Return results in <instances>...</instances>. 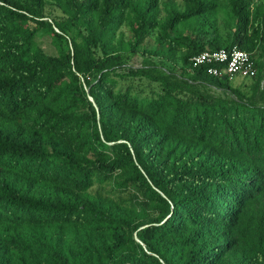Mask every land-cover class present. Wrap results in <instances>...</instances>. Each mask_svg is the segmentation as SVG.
<instances>
[{"label": "trees", "instance_id": "trees-1", "mask_svg": "<svg viewBox=\"0 0 264 264\" xmlns=\"http://www.w3.org/2000/svg\"><path fill=\"white\" fill-rule=\"evenodd\" d=\"M29 1L0 0V264H264L263 65L250 95L189 66L234 45L264 60V0H229L225 46L216 0H163L162 18L160 0H52L59 19ZM123 24L133 39L114 47ZM180 25L195 33L181 78L124 62L154 28L170 60ZM106 182L137 195L119 208L88 192Z\"/></svg>", "mask_w": 264, "mask_h": 264}, {"label": "rangeland", "instance_id": "rangeland-1", "mask_svg": "<svg viewBox=\"0 0 264 264\" xmlns=\"http://www.w3.org/2000/svg\"><path fill=\"white\" fill-rule=\"evenodd\" d=\"M19 3L29 6L31 8H36L35 4L29 0H16ZM44 9H43V15L49 16L53 19H59L62 16L61 11L57 8V6L53 3L52 0H44ZM162 1L160 0V15L159 17L162 18L165 15V10L163 9ZM175 2L178 8H183V2L182 0H172ZM252 4L259 3L261 0H250ZM218 7L212 12L210 16V20L213 21V26L210 27L211 30L216 31V35L218 37L219 42L221 45H226L228 40V34L232 30V22L230 13H229V0H216ZM71 36L75 35V32L70 33ZM168 36L170 38H179L184 44V46H179L177 44H172L174 51V55L171 56L170 60L164 59L159 54H156V51L163 46H165L166 42L160 35V30L158 28H154L144 37L143 42L137 46V49L132 52L126 47V49L123 51V60L127 65L131 66H140V65H149V64H155L157 66V69L159 71H164V69H171L173 73L176 74L178 78H181V74H186L184 72L182 63H181V54L186 52L187 48L186 46L189 45V39L188 37L194 38L195 33H193V27L192 25H185V26H179L178 30H169ZM187 36V37H185ZM132 33L129 30V27L126 24H123L120 26V28L117 30L115 40L113 42V46H117L118 40L123 41V45L128 46V42L131 41ZM161 40V41H160ZM38 42L40 46L48 53L55 54L56 48L55 46L49 42L48 36L42 34L38 35ZM63 47L66 50L67 48V41L63 40ZM95 52L99 53V45L95 47ZM254 60L257 63V66L263 65V75L260 81L261 86L264 83V60H263V54L260 50H256L252 54ZM258 75V74H257ZM256 80V77L253 78H243L240 79L238 77H234L232 80H228L229 83L233 86L239 87L245 94L250 95L251 89L254 84V81ZM138 86H142L145 88L146 91H149L150 89H157L156 84L148 82L144 79H138L136 80ZM195 89L202 95L206 96H212L216 98H224L227 99V96L220 90L215 87H212L207 84H196ZM258 101L259 103H264V98L259 97L258 94ZM90 194L93 195H99L101 199L104 202H112L119 206V208H124L129 206L130 200L135 198L137 193L134 189H128L123 192H119L117 189L114 190L112 187L111 182H106L104 184H101L99 186H93L88 190Z\"/></svg>", "mask_w": 264, "mask_h": 264}, {"label": "built area", "instance_id": "built-area-1", "mask_svg": "<svg viewBox=\"0 0 264 264\" xmlns=\"http://www.w3.org/2000/svg\"><path fill=\"white\" fill-rule=\"evenodd\" d=\"M189 66L202 68L207 74L226 80H232L236 76L257 75L254 58L236 45L230 48L202 50L190 57Z\"/></svg>", "mask_w": 264, "mask_h": 264}, {"label": "water", "instance_id": "water-1", "mask_svg": "<svg viewBox=\"0 0 264 264\" xmlns=\"http://www.w3.org/2000/svg\"><path fill=\"white\" fill-rule=\"evenodd\" d=\"M89 99H90V100H92V98H91V97H89Z\"/></svg>", "mask_w": 264, "mask_h": 264}]
</instances>
